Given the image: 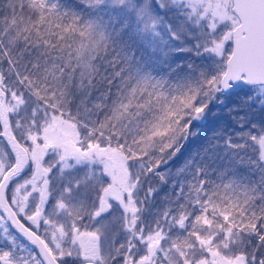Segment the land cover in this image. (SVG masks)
I'll return each instance as SVG.
<instances>
[{
	"label": "snow or ice",
	"instance_id": "obj_1",
	"mask_svg": "<svg viewBox=\"0 0 264 264\" xmlns=\"http://www.w3.org/2000/svg\"><path fill=\"white\" fill-rule=\"evenodd\" d=\"M0 264H264V0H0Z\"/></svg>",
	"mask_w": 264,
	"mask_h": 264
}]
</instances>
